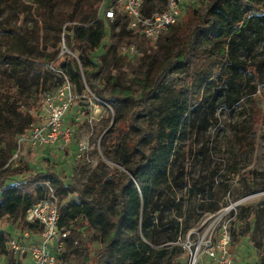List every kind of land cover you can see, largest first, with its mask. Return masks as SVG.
Listing matches in <instances>:
<instances>
[{
  "label": "trees",
  "instance_id": "1",
  "mask_svg": "<svg viewBox=\"0 0 264 264\" xmlns=\"http://www.w3.org/2000/svg\"><path fill=\"white\" fill-rule=\"evenodd\" d=\"M38 1L39 20L45 27L39 41L32 43L30 35L20 29V46L0 50V76L6 86L5 98H0V261L25 264L12 257L9 241L15 236L10 227L18 230V238L25 227L35 234L40 232L36 223L27 221L26 212L48 195L49 180L60 199L58 226L70 230L61 255L66 262L72 257L74 264H182L178 256L183 247L175 243L178 236L189 231L193 218L197 222L204 211L219 208V202L208 207L204 200L196 206L197 198L212 196L214 180L191 176L184 163L192 153L188 138L212 113L219 95L226 96L228 102L238 100L239 84L231 69L249 70L251 64L240 59L235 50L248 48L252 38L260 39L264 34V0L188 3L182 16L188 13L187 18L173 26L176 43L170 49L161 52L159 42H147L142 57L145 69L135 77L138 90L111 96L94 84L99 66L95 53L107 25H118L122 13L110 22L99 14L104 0H67L68 10L57 19L55 0ZM158 3L164 0H151L149 11L161 10L155 9ZM63 34L77 57L67 54L65 60L55 63L64 69L76 91L89 94L90 85L104 99L132 101L129 123L133 137L126 147L139 152V158L131 161L123 157L119 142L114 147L108 145L105 155L122 160L125 170L101 159V172L93 180L99 195L94 197L87 195L86 189L67 183L54 167L31 171L27 165L16 164L18 159L10 161L17 150V137L36 120L44 92L63 83V77L46 66L56 59ZM124 35L131 33L126 30ZM201 37L211 39L214 46H199ZM152 48L154 55L147 53ZM252 116L257 123L263 116L256 103ZM228 188L226 185L224 190ZM74 192L77 198L69 197ZM107 192L114 194L110 200L104 197ZM198 208L203 212H197ZM89 231L96 232L95 236L84 240ZM98 238L102 243L90 256L91 244ZM83 252L87 255L82 256ZM257 264H264V259Z\"/></svg>",
  "mask_w": 264,
  "mask_h": 264
},
{
  "label": "rangeland",
  "instance_id": "2",
  "mask_svg": "<svg viewBox=\"0 0 264 264\" xmlns=\"http://www.w3.org/2000/svg\"><path fill=\"white\" fill-rule=\"evenodd\" d=\"M106 3H109V0ZM149 4L151 5V0ZM68 7L67 0H55L56 18L61 19ZM158 7L163 9L165 4L158 3L155 9ZM39 10L38 0H0V50L20 46V29L30 35L32 43L39 41L38 35H43L45 31L39 20ZM187 16L188 13L180 22L183 23ZM125 22L127 19L122 18L118 25H107L106 36L100 50L95 53L96 57L98 55L99 66L93 75V81L97 87L103 89L106 96L122 95L127 89L138 90L135 77L145 69L142 57L148 48L147 42H159L161 52L176 43L175 28L172 27L157 41L141 40L137 50L130 52L134 41L131 35H124L128 30V24ZM41 42L43 38L40 39V47L43 48ZM248 45V48L239 46L235 51L240 59L251 64L249 70L231 69L239 84L238 100L232 98L228 102L226 96H218L212 113L207 114L203 124L190 133L188 143L192 153L184 160L191 176L200 180H214L212 196L197 198L196 206L199 207L203 200L208 207L219 202L216 211L203 212L199 208L196 210L203 212V216L197 222L194 218L191 220L189 231H196L191 240L197 239V231L201 233L210 224H217L220 215H228L227 217H231L233 230L231 249L237 264H257L264 259V34L260 39L252 38ZM199 46L212 48L214 45L211 39L201 37ZM147 53L154 55V49L147 50ZM126 55L128 56L125 57ZM124 58L126 61L123 63ZM88 87L104 102L91 94L81 93L82 98L74 104L66 117V121L74 125V137L70 146L64 151L57 147L51 149L49 146L36 149L26 147L20 154L22 160L18 158L16 164L27 165L31 171L54 167L56 173L67 183L86 189V194L94 197L99 195L93 180L97 179L101 172V159L111 166L125 170L120 163L122 160L116 161L105 155L104 151L108 145L114 147L115 143L119 142L124 148L122 156L131 161H136L140 153L126 147V143L133 137L129 123L132 101L104 99L98 96L90 85ZM5 91V81L0 76V98H5ZM253 103L262 110L263 116L259 123L252 116ZM78 105L83 107L82 119L75 122L73 117ZM81 142L84 149H81ZM226 185L229 187L227 191L224 190ZM113 195L107 192L104 197L110 200ZM77 196L76 192L69 195L72 198ZM64 203L62 201V204ZM244 205L249 208L244 209ZM10 228L12 234L17 237L19 232L15 226ZM188 232H184L183 237H186ZM95 233L86 232L83 239L92 238ZM70 243L72 242H69L68 247L71 246ZM101 243L100 238L93 240L91 245L94 252L90 250V256L97 252ZM51 245L53 246L52 242ZM179 245L183 247V252L178 259L182 264H187L186 244ZM85 255L87 253L83 252L82 256ZM66 260L68 264H74L72 257ZM164 264L168 262L165 261Z\"/></svg>",
  "mask_w": 264,
  "mask_h": 264
},
{
  "label": "built area",
  "instance_id": "3",
  "mask_svg": "<svg viewBox=\"0 0 264 264\" xmlns=\"http://www.w3.org/2000/svg\"><path fill=\"white\" fill-rule=\"evenodd\" d=\"M106 1H103L99 14H104L110 22L115 20L118 12L127 19L128 30L134 41L130 52L137 50L136 47L141 40L157 41L181 20L183 7L194 2L164 0L163 9L149 11L150 0H109V3ZM67 54L77 57L63 34L56 59L46 65L49 70L63 77V83L56 89L44 92L43 100L36 112V120L26 132L17 137V150L10 161L20 158L26 147L36 149L49 146L51 149L57 147L64 151L70 146L74 137V125L67 122L66 117L74 104L82 98V94L74 89L64 69L55 63L56 60H65ZM82 74L84 76L83 71ZM87 92L96 97L88 85ZM77 107L73 117L75 122L82 119L83 107L82 105ZM81 149H84L82 142ZM46 185L48 195L36 200L26 212L27 221L36 223L40 232L35 234L25 227L19 238L14 237L9 241L12 257L22 260L25 264H67L61 255L66 250L70 230L58 226L61 214L60 199L49 180L46 181ZM227 216L220 215L217 224H210L201 233L197 231L198 237L195 241L191 240L195 230L189 231L186 237H183V233L178 236L175 243H184L188 249L187 264H237L231 249L233 241L231 217ZM0 264H6V261L2 260Z\"/></svg>",
  "mask_w": 264,
  "mask_h": 264
}]
</instances>
